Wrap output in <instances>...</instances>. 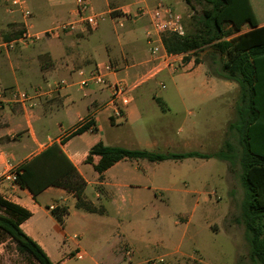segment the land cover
<instances>
[{
	"label": "crops",
	"instance_id": "0c3cea01",
	"mask_svg": "<svg viewBox=\"0 0 264 264\" xmlns=\"http://www.w3.org/2000/svg\"><path fill=\"white\" fill-rule=\"evenodd\" d=\"M21 1L30 12L28 18L9 0H0V172L9 166L19 169L57 144L85 182L83 199L95 209L78 208L73 194L62 188L48 186L34 196L17 184L0 182V197L31 213L20 225L23 233L53 264H146L149 260L212 264L207 252L214 248L215 237L204 236V232L213 233L210 226L198 230V218L191 216L184 223V234L176 237L131 236L125 227L145 224L149 216L141 212L154 205L157 192L165 190L167 176L182 167L189 189L180 193L196 195L195 206H199V200L205 201L216 190L211 189L208 176L224 182L227 173L219 160H122L102 174L85 160L98 142L157 153L213 154L236 119L237 85L210 76L205 63L191 59L177 71L158 73L133 89L119 117L107 86H78L97 66L112 68L106 76L108 86L118 81L130 84L149 70L153 59L147 43L150 25L148 17L139 14L140 8L167 6L182 16L184 27L195 10L183 0H88L92 11L103 13L96 30L43 38L30 47L6 51L1 44L18 37L25 24L33 32H42L73 16L74 0ZM256 1L261 0H227L230 12L237 13L228 17L264 20V11L252 8ZM262 25L243 23L233 36ZM158 49L164 50L162 43ZM258 63L264 76V60ZM164 78L174 85V92H161ZM61 81L66 85L54 90ZM13 90L30 95L40 90L42 94L20 103L11 99ZM224 97L229 98L223 101ZM88 122L92 126L87 131L70 137ZM98 159L93 157V163ZM215 170L219 172L214 174ZM52 207L66 210L63 225L52 216ZM207 219L215 228L218 220ZM77 250L83 254L81 260L72 256Z\"/></svg>",
	"mask_w": 264,
	"mask_h": 264
},
{
	"label": "trees",
	"instance_id": "16d2710c",
	"mask_svg": "<svg viewBox=\"0 0 264 264\" xmlns=\"http://www.w3.org/2000/svg\"><path fill=\"white\" fill-rule=\"evenodd\" d=\"M183 1L191 10H195L194 3L203 5L201 14L197 19L192 18L191 28L185 30L184 36L166 34L162 37V45L169 54H191L208 49L212 59L211 65H207L209 75L237 85L236 119L226 129L235 137L236 146L226 141L222 149L213 154L157 153L105 146L98 142L89 150L85 163L91 164L97 173L102 174L122 160L159 163L214 158L228 162L230 166L237 160L241 168L240 184L244 192L237 223L244 229L248 263L239 259L235 264H264V76H260L258 63L264 60V25L228 39L237 32L241 24L253 26L264 20L228 17L237 13L233 10L230 12L227 0ZM253 7H260L264 11V0L256 1L252 4ZM194 61L200 62L197 58ZM157 103L161 106L160 102ZM91 126L92 122L86 123L73 131L70 137L87 131ZM93 157L99 158L95 164ZM52 160L55 163L53 167ZM16 184L34 196L48 186L62 188L73 194L78 208L89 212L95 210L83 199L85 182L57 144L50 145L22 164ZM51 214L63 225L66 214L64 208L55 207ZM30 216L29 211L0 197V243L8 240L18 254L27 256L36 264H53L20 228Z\"/></svg>",
	"mask_w": 264,
	"mask_h": 264
},
{
	"label": "rangeland",
	"instance_id": "374dc122",
	"mask_svg": "<svg viewBox=\"0 0 264 264\" xmlns=\"http://www.w3.org/2000/svg\"><path fill=\"white\" fill-rule=\"evenodd\" d=\"M194 6L195 12L185 24V30H189L192 21L199 18L201 14L203 5L194 3ZM231 37L233 35L228 37V39ZM195 58L205 63L206 66L211 65L212 59L209 56L208 49L187 54L182 60V65ZM163 83L164 89L159 88L162 93L175 91L174 85L168 78H164ZM229 97H224L223 101H227ZM226 141L236 146L235 137L228 130H225L223 142L217 151L222 149ZM176 152L180 151L176 150ZM219 162L226 169L227 175L224 182L221 183L216 180L213 175L208 176L207 179L211 189L215 188L216 190H214L212 195L206 196L207 199L205 201L199 200V206H195L196 195L180 193L185 189H189V187L185 186L186 171L182 167L177 169L176 172H171L170 176H167L168 183L165 185V190L157 192L154 205L149 206L144 212H141L149 216L145 224L140 227L128 226L125 227V230H128L131 236L139 233L143 237H176L184 234V223L193 216L195 219L198 218L199 231H201L202 226H210L213 233L210 231L204 232L205 237H215L214 248L207 252L209 256L207 259H209L210 263L235 264L239 259H243L248 263V247L244 240V229L241 224L237 223V219L240 218L241 203L244 195L240 184L241 168L237 160H234L232 166L228 162L220 160ZM218 172L215 170L214 174ZM209 216H213V219L218 220L216 224L214 223L215 228L211 226V219H207ZM105 234L106 232H103V237ZM228 238L231 240V243L227 242ZM232 241L235 242V247L237 248L236 254L233 252L231 246L233 245ZM123 251H126V249H123ZM156 262L155 260H149L146 264H157ZM0 264L36 263L27 256L18 254L14 245L6 240L0 243Z\"/></svg>",
	"mask_w": 264,
	"mask_h": 264
},
{
	"label": "built area",
	"instance_id": "2783aa9c",
	"mask_svg": "<svg viewBox=\"0 0 264 264\" xmlns=\"http://www.w3.org/2000/svg\"><path fill=\"white\" fill-rule=\"evenodd\" d=\"M6 1V0H5ZM8 1V0H7ZM12 6L19 8L25 18L30 16V12L24 8L21 0H9ZM73 16L66 22L58 23L42 32H33L30 27L25 24L21 34L8 42L1 44V47L10 51L19 47H30L43 38L57 39L64 35L77 33H89L97 29L99 23L103 19V13L92 11L88 0H74ZM139 14L147 16L149 19L150 29L147 33V43L152 56V65L147 72L136 78L130 84L122 81L115 82L108 86L106 76L112 71L108 65L95 67L85 78H83L78 86L87 88L89 86H107L111 90L110 103L115 109V115L120 116V108L129 104L130 92L141 84L154 78L158 73L164 71H177L182 66V60L187 55L169 54L164 50L159 51V45L162 43V37L166 34H174L184 36L185 27L183 18L180 14L174 12L169 7L157 5L154 8H140ZM66 85L61 81L54 86V90H58ZM40 90L34 91L32 95L21 91H11L10 96L13 101L25 103L31 96L41 95ZM89 121V119L87 120ZM19 169L9 166L7 170L0 172V182H7L10 185L16 184ZM54 207L51 208V210ZM76 260H81L83 254L77 250L72 255Z\"/></svg>",
	"mask_w": 264,
	"mask_h": 264
}]
</instances>
